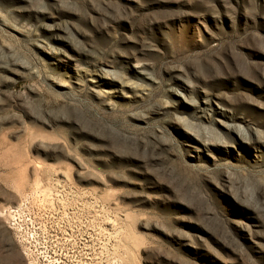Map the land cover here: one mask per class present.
Listing matches in <instances>:
<instances>
[{
	"label": "rangeland",
	"instance_id": "374dc122",
	"mask_svg": "<svg viewBox=\"0 0 264 264\" xmlns=\"http://www.w3.org/2000/svg\"><path fill=\"white\" fill-rule=\"evenodd\" d=\"M27 201L92 264H264V0H0V264Z\"/></svg>",
	"mask_w": 264,
	"mask_h": 264
},
{
	"label": "built area",
	"instance_id": "2783aa9c",
	"mask_svg": "<svg viewBox=\"0 0 264 264\" xmlns=\"http://www.w3.org/2000/svg\"><path fill=\"white\" fill-rule=\"evenodd\" d=\"M30 204L27 201L12 208L9 215L16 218L22 213L17 221L12 220L15 222L12 226L25 243V256L29 264H78L80 252L83 253V264H92L91 253L83 250L77 252L81 249L73 242L76 233L84 232L89 236L94 233V224L87 212L56 214V208L32 207Z\"/></svg>",
	"mask_w": 264,
	"mask_h": 264
},
{
	"label": "bare ground",
	"instance_id": "6f19581e",
	"mask_svg": "<svg viewBox=\"0 0 264 264\" xmlns=\"http://www.w3.org/2000/svg\"><path fill=\"white\" fill-rule=\"evenodd\" d=\"M77 235H78V233H76V234L73 236V242H74V245H76V246H78V243H77V241H78Z\"/></svg>",
	"mask_w": 264,
	"mask_h": 264
}]
</instances>
